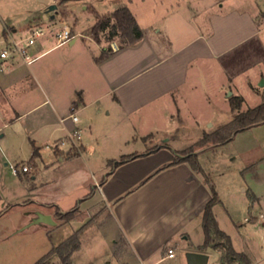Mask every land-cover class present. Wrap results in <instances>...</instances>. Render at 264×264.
I'll return each mask as SVG.
<instances>
[{"label": "crops", "instance_id": "0c3cea01", "mask_svg": "<svg viewBox=\"0 0 264 264\" xmlns=\"http://www.w3.org/2000/svg\"><path fill=\"white\" fill-rule=\"evenodd\" d=\"M73 1L87 10L95 0ZM148 1L114 2L116 8L126 5L131 9L144 34L134 44L112 50L101 60L96 59L109 47L91 37L101 52L89 41L83 46L84 52L71 51V54L68 50L49 54L54 46L38 48L40 56L32 64L17 62L0 71V217L18 210L27 222L37 218L39 212L50 214L54 219L51 209L67 212L77 208L76 212H80L85 203H90L87 208L99 213V221L110 219L109 223L114 225L109 230L107 223H103L100 229L114 244H120L122 237L131 258L138 264H158L177 258L181 240H191L212 198L211 183L200 171L188 162L168 165L176 157L174 150L178 149L162 143L165 137L170 139L169 136L182 131L179 125L184 118L179 105L187 100L182 92L187 87L196 88L200 76L191 69L208 57L220 58L233 44L258 32L255 31L256 12L234 7L230 16L234 17L231 22L236 29L218 37L216 27L222 20L214 10L216 6L223 8L224 3L219 5L221 0H150V4H145ZM259 8L264 17V8ZM207 10L211 13L207 14ZM205 11L214 32L206 33L202 29L199 16ZM71 14L76 16L75 9H71ZM6 26L16 31L14 26ZM249 27L250 31L244 29ZM71 29L74 38L69 44L75 45L77 33ZM240 29L247 31L241 39L228 45ZM191 75L197 77L192 85ZM33 87L35 93H31ZM109 97L111 100L104 102ZM148 109L151 115L162 118L161 124L139 135L115 137L117 144L120 139L125 143L130 139H156L151 146L132 152L145 155L112 171L111 161L122 154L110 157L111 153L106 151L99 161H85L87 142L97 141L99 132L107 134V123L116 120L117 113L132 121ZM32 111L37 112L29 118ZM72 112L78 115L77 122L70 117ZM177 116L175 124L168 123ZM75 129L81 134L80 154L70 155L67 147L47 148V144ZM157 145L162 147L150 151ZM44 147L48 149L46 152ZM36 149L38 153L34 155ZM100 154L101 150L97 152ZM54 157L60 162H52L54 167L68 159L84 158L75 170L74 189L62 188L58 177L40 178L42 160L47 166ZM10 163L29 164L31 170L14 174ZM53 184L56 189L45 190ZM170 248L174 250L173 257L169 256ZM185 251L200 250L186 248ZM201 252L208 253L210 260L208 250ZM129 257L121 258L123 264H129Z\"/></svg>", "mask_w": 264, "mask_h": 264}, {"label": "rangeland", "instance_id": "374dc122", "mask_svg": "<svg viewBox=\"0 0 264 264\" xmlns=\"http://www.w3.org/2000/svg\"><path fill=\"white\" fill-rule=\"evenodd\" d=\"M119 1L95 0L93 4L96 7L89 4L86 10L73 0L65 2L60 0L54 2L53 0H0V43L6 39L4 35V31L8 29L6 24L15 27V32L11 31V28L9 30L11 36L16 39L28 36L32 27L40 26L47 31V34L38 40L34 47L36 53L38 48L47 49L52 46L54 48L49 54H57L64 50H68L69 54L71 51L73 53L84 52L85 47L83 46L88 41L97 48L98 52L100 47L98 48L95 41H91L93 38L91 27L96 21L94 10L99 14L114 11L120 7L116 8L114 2ZM221 3H224L223 8L216 6L214 10L222 20L216 27L218 37L226 35L227 32H234L236 29L234 23L231 22L234 21V17L230 16L234 7L256 12L255 31L258 32L253 37L234 45L233 43L243 37L242 33L247 31L240 29L234 33L233 40L229 44L227 42L228 45L233 44L230 51L217 59L208 57L194 65L193 68L191 67L192 72L197 71L200 76L196 88L187 87L182 92L186 94L187 99L182 100L179 105L180 115L184 118V122L179 125L182 131L175 132L173 137L169 136L170 139L168 136L165 137V142L162 143H170L178 150L194 148L200 162L199 171L207 180L213 181L218 192L220 201L215 204L213 211L220 228L230 236L237 251L247 253L250 264H264V122L234 133L232 139L224 144L208 142L203 146L196 145L206 133H211L231 121L238 111H246L264 101V84H260L264 80V17L259 8H264V0H221L219 5ZM54 4L57 5V9L50 10ZM145 4H150V0ZM71 9H75L76 16L71 14ZM210 13V10H207V14ZM52 15L55 17L52 18ZM199 22L206 33L214 29L208 23L206 11L201 12ZM65 25L73 28L77 33L75 45H70L69 41L63 45H57L55 34ZM244 29L250 31L251 28ZM101 39L102 43L109 48L112 42H116L119 49L121 48L122 42L119 36L109 41L106 32L101 34ZM230 77L231 81H229ZM196 78L191 75L190 85L194 84L193 79ZM222 84L225 85L223 88H221ZM34 91H36L35 88H31V93H35ZM231 95L244 98L242 107L234 112L228 100ZM111 98L105 99L104 102H108ZM36 112H30L29 118H33ZM116 116H118L116 120L111 119L107 123L105 129L107 134L99 132L97 141L87 142L88 150L84 155L85 161H99L103 159L106 151L111 153L110 157H119L121 154L149 147L154 143L153 141H156L151 137L147 140L130 139L126 143L120 139L118 144L115 141L116 136L120 138L135 135V133L139 135L161 124L162 118L158 119L151 115L149 109L140 117L134 116L132 121L122 118L120 113ZM175 119L168 123L175 124L178 116ZM46 150L48 149L44 147L43 152ZM71 150L81 152L82 147L70 148L68 153ZM100 150L101 154L97 155ZM46 156L50 157V154L47 153ZM81 158L84 161L83 157L68 159L55 167L53 163H60L58 157L50 158L47 166L42 160L38 174L44 179H47L49 175L58 177L60 183L62 180V188L74 189L75 170L81 164ZM48 178L51 179V177ZM54 185H51L50 189L46 187L45 190L56 189L53 188ZM251 192H254L259 199L252 200L249 197ZM96 199H99V195ZM89 204L85 203L82 211L75 212L71 218L60 217L56 214L57 208L51 209L56 224L33 223V220L27 222L26 217L18 210L7 212L0 217V264H35L54 245L60 244L77 231H79L80 246L71 254L68 261L63 262L60 257L55 256L47 264H123L121 258L128 256H130V260L127 261L129 264H138L131 258L122 237L119 240L120 244H114L110 236L100 229L103 223H107L109 230H113L114 225L109 223L110 219H106L105 222L99 221V213L91 212L87 208ZM104 215L107 216V213ZM203 241V227L202 224H198L194 228L190 241L181 240L182 246L176 250L177 258L166 259L158 264H189L188 252L186 253L185 249L199 250ZM206 250L210 253L209 264H219L221 253L212 248ZM236 264L245 263L243 260H238Z\"/></svg>", "mask_w": 264, "mask_h": 264}, {"label": "trees", "instance_id": "16d2710c", "mask_svg": "<svg viewBox=\"0 0 264 264\" xmlns=\"http://www.w3.org/2000/svg\"><path fill=\"white\" fill-rule=\"evenodd\" d=\"M60 1L65 2L68 0ZM94 11L96 13V21L91 27V34L96 41H101V34L107 32L109 41H111L115 36H119L122 42L121 47H124L126 45L134 44L143 37L144 32L140 27L134 13L128 6L125 5L117 8L114 11L103 14H99L96 10ZM111 52L112 48H108L96 60H101ZM229 100L231 109L234 112L242 107L244 98L239 95H231ZM262 122H264V101L255 107L247 109L246 111H238L231 121L225 123L220 128L211 133H206L196 143V145L203 146L208 142L224 144L232 139L234 133ZM160 147H162V145H157L150 151H155ZM37 153L38 150L36 149L34 151V155H37ZM174 153L176 154V157L168 165L188 162L194 169L198 171L200 170V162L193 147H189L184 150H174ZM69 154L77 155L80 154V152H74V150H71L69 151ZM142 155L145 154H122L117 160L111 161V171L115 167ZM208 181L211 183L210 188L212 191V198L206 205V208L203 212L202 227L204 232V241L199 246V250L205 251L208 248L218 250L221 253V260L219 264H236L238 260H243L245 264H250L251 261L247 253L243 251H237L232 244L230 236L220 228L218 220L213 211L215 204L220 201L218 192L215 189L213 181ZM249 197L254 201L258 199V197L253 192H251ZM76 209L77 208L67 212H62L60 208H57L56 214L60 217L71 218L76 212ZM79 246V231H77L74 235L70 236L60 244L54 245L52 249L35 264H47L49 263L50 259L55 256L60 257L63 262H67L71 254L77 250Z\"/></svg>", "mask_w": 264, "mask_h": 264}, {"label": "built area", "instance_id": "2783aa9c", "mask_svg": "<svg viewBox=\"0 0 264 264\" xmlns=\"http://www.w3.org/2000/svg\"><path fill=\"white\" fill-rule=\"evenodd\" d=\"M47 31L40 26L33 27L30 29V34L26 37L16 39L11 36V31L8 29L6 34V39L2 40L0 43V71H5L15 65L17 62H22L24 64H32L35 62L40 55H37L34 51L39 39L46 36ZM57 38V45H63L66 42H70L73 38L72 29L65 25L61 30L57 31L55 34ZM111 48L116 51L119 49V46L116 42L111 43ZM75 108L73 107L72 110ZM70 117L77 122L79 120L78 115L75 112L70 114ZM81 138L80 131L78 129L72 130L58 141L47 144V148H59V147H78L79 140ZM10 169L14 174L22 172H30L31 166L29 164L17 165L15 163H10ZM264 223V222H263ZM169 256L173 257L174 250L170 248L168 250Z\"/></svg>", "mask_w": 264, "mask_h": 264}, {"label": "water", "instance_id": "95a60500", "mask_svg": "<svg viewBox=\"0 0 264 264\" xmlns=\"http://www.w3.org/2000/svg\"><path fill=\"white\" fill-rule=\"evenodd\" d=\"M57 5L54 4L50 7V10H55ZM261 85L264 84V80L260 82ZM46 222L51 224H56V221L52 218L50 214H45L42 212L38 213V217L33 220V223ZM189 264H208L209 254L201 251H189L188 254Z\"/></svg>", "mask_w": 264, "mask_h": 264}]
</instances>
